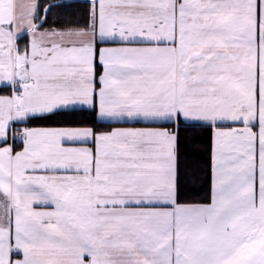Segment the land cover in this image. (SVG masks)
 <instances>
[{
  "label": "snow or ice",
  "instance_id": "1",
  "mask_svg": "<svg viewBox=\"0 0 264 264\" xmlns=\"http://www.w3.org/2000/svg\"><path fill=\"white\" fill-rule=\"evenodd\" d=\"M0 264H264V0H0Z\"/></svg>",
  "mask_w": 264,
  "mask_h": 264
},
{
  "label": "trees",
  "instance_id": "2",
  "mask_svg": "<svg viewBox=\"0 0 264 264\" xmlns=\"http://www.w3.org/2000/svg\"><path fill=\"white\" fill-rule=\"evenodd\" d=\"M194 151H198L197 149H193Z\"/></svg>",
  "mask_w": 264,
  "mask_h": 264
}]
</instances>
